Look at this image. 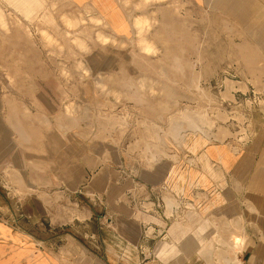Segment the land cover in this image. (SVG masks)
I'll list each match as a JSON object with an SVG mask.
<instances>
[{"label":"rangeland","instance_id":"rangeland-1","mask_svg":"<svg viewBox=\"0 0 264 264\" xmlns=\"http://www.w3.org/2000/svg\"><path fill=\"white\" fill-rule=\"evenodd\" d=\"M0 10L8 23L0 26V215L35 191L36 178L21 176L20 184L12 175L29 168L25 147L36 145L41 129L53 123L76 125L77 112L46 108L65 95V104L74 106L86 82L102 94L116 85L104 79L107 71L99 64L106 54L101 44L111 41L133 46L136 74L118 86L127 85L133 96L126 111H92L86 118L115 122L119 148L130 158L134 182L129 179L123 189L130 188L129 211L145 225L141 264H240L238 225L217 212H199L174 185L185 183L196 148L211 141L244 142L264 123V33L252 31L258 26H239L233 9L219 7L212 16L183 0L164 20L145 26L144 44L138 31L133 42L123 43L106 34L107 26L91 18V11L82 13L78 32V23L66 21L78 10L62 0H45L32 19L12 2L0 1ZM20 26L24 33L15 32ZM111 94L120 98L117 91ZM72 202L71 217H84L83 205L88 214L90 197L83 196L79 208Z\"/></svg>","mask_w":264,"mask_h":264},{"label":"crops","instance_id":"crops-1","mask_svg":"<svg viewBox=\"0 0 264 264\" xmlns=\"http://www.w3.org/2000/svg\"><path fill=\"white\" fill-rule=\"evenodd\" d=\"M0 1L23 8L26 17L31 19L45 5V0ZM182 1L62 0L78 10L77 14L66 16L67 22L79 24L82 15L91 11V18L107 26L105 33L123 43L130 38L133 42L138 31L137 20L149 19L151 25L160 22V18H166L169 8L180 7ZM185 1L190 8L212 16L216 8L233 9L239 26L255 23L258 27L252 31L264 33V0ZM0 14L4 16L1 10ZM81 30L79 24L77 31ZM238 31L251 30L239 28ZM15 32L25 30L20 26ZM132 47L111 41L102 43L100 49L106 54L99 62L101 71H107L104 79H113L116 85L102 94L86 82L77 95V103L71 104V112L79 114L76 125L74 121H67L68 125L51 122L49 130L41 129L36 145L30 143L29 148L25 147L29 152V157H25L29 168L12 175L19 176L16 179L20 184L21 176L36 178L35 191L24 195L0 215V264H141L145 225L129 211L133 209L126 200L130 188L123 189L129 179L134 182L133 170L127 164L130 158H124L119 148L115 122L86 118L87 112L92 111L128 110L127 98L133 96L132 90L127 85L121 89L118 86L120 82L131 81L136 74ZM112 91L119 92L120 98L111 94ZM67 97L46 110L69 112L70 103L65 104L69 102ZM9 108L15 109L12 104ZM24 113L27 115V111ZM9 120L16 128L17 121L13 117ZM189 157L185 183L182 188L174 185L181 192L180 198L199 212H217L232 220L238 225L240 264H264V123L244 142H207ZM119 193L124 195L120 200ZM83 196L90 197L88 214L83 205L85 216L71 217L69 204L74 203L69 202L75 200L79 208ZM120 203H123L122 211H115Z\"/></svg>","mask_w":264,"mask_h":264},{"label":"bare ground","instance_id":"bare-ground-1","mask_svg":"<svg viewBox=\"0 0 264 264\" xmlns=\"http://www.w3.org/2000/svg\"><path fill=\"white\" fill-rule=\"evenodd\" d=\"M69 21V20H68ZM151 22V21H150ZM149 19H142V20H137L136 21V27H137V29H138V33H139V41H141V43H145V40L142 38V36H141V33L143 32V30H144V28H145V26L146 25H148L149 23ZM0 24L1 25H5L4 24V18H3V15L2 14H0ZM102 38H106L105 36H103V35H100ZM72 111V107H71V105H70V107H69V112H71ZM15 121V120H14ZM19 176H16L15 178H18Z\"/></svg>","mask_w":264,"mask_h":264}]
</instances>
